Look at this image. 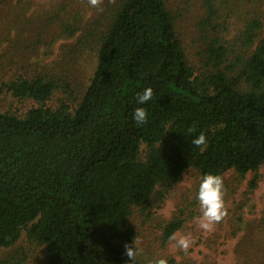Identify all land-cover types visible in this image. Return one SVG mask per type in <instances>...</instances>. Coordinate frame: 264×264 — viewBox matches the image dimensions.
<instances>
[{
  "label": "trees",
  "instance_id": "16d2710c",
  "mask_svg": "<svg viewBox=\"0 0 264 264\" xmlns=\"http://www.w3.org/2000/svg\"><path fill=\"white\" fill-rule=\"evenodd\" d=\"M200 5L199 67L164 0H121L79 95L69 78L45 68L0 81V95L38 104L23 117L0 113V251L26 236L32 247L44 248L41 264H132L125 244L136 234L128 223L154 194L165 199L188 170L201 178L258 172L264 164V0ZM235 17L242 27L227 40ZM26 33L19 34L24 45ZM66 34L75 31L66 25L58 39ZM74 52L81 50L65 53L63 65L73 62ZM23 61L12 63L24 69ZM148 87L153 99L140 105L137 95ZM60 89L71 102L48 107ZM138 107L149 113L141 126L133 118ZM201 132L203 150L192 144ZM257 182L256 175L251 188ZM183 214L163 226L164 241L182 228ZM26 261L18 248L0 264Z\"/></svg>",
  "mask_w": 264,
  "mask_h": 264
},
{
  "label": "rangeland",
  "instance_id": "374dc122",
  "mask_svg": "<svg viewBox=\"0 0 264 264\" xmlns=\"http://www.w3.org/2000/svg\"><path fill=\"white\" fill-rule=\"evenodd\" d=\"M120 1L110 4L104 0V10L98 12L88 0H0V81L45 68L44 71L52 77L69 78L73 90L79 95L91 75L100 37L107 31L110 15ZM164 1L175 18L176 28L191 60L201 66L198 54L202 49L197 30L202 13L201 0ZM66 25L75 31V35L69 37L66 34L58 39ZM241 27L239 18L229 20L224 37L234 39ZM25 30L28 33L24 45L19 34ZM74 49L81 50V53L74 52L70 57L73 62L63 65L65 53ZM21 59L33 67L27 69L25 65L26 69H22L21 65L12 63V60L19 62ZM69 99V95L60 89L54 92L47 106L56 108L62 101L70 103ZM37 106V102L31 99H17L10 93L0 95V113L23 117ZM256 175L257 187L251 188ZM222 177L228 216L211 231L200 229L195 220L201 215L197 196L202 180L196 170L185 172L165 199L158 200V195L154 194L146 210L135 208L128 228L140 241L142 253L136 259L146 264L157 258L167 259L168 264H264V164L257 173H248L243 179L235 171ZM181 211H184L185 222L176 233H191L195 240L187 253L173 247L174 242L163 239V226ZM18 248L25 250L26 264L43 262L44 248L32 247L26 236L12 248L0 251V261Z\"/></svg>",
  "mask_w": 264,
  "mask_h": 264
},
{
  "label": "clouds",
  "instance_id": "9594fccd",
  "mask_svg": "<svg viewBox=\"0 0 264 264\" xmlns=\"http://www.w3.org/2000/svg\"><path fill=\"white\" fill-rule=\"evenodd\" d=\"M110 4H115L116 0H108ZM88 4L97 9L98 12H103L104 0H88ZM154 90L148 87L142 93L137 95V101L140 105H145L153 99ZM134 120L138 126L144 125L148 122L149 113L145 107H138L134 111ZM192 144L197 148L203 150L207 144L206 135L201 132L199 136L192 140ZM226 189L224 179L220 175L206 174L202 177L199 185L197 199L200 204L201 215L196 217V223L200 229L205 232L211 231L214 226L222 222L228 216V208L225 202ZM173 247L178 248L185 253L189 251L195 243L191 233L180 235L173 233L169 237ZM133 244L135 247H133ZM126 256L135 264L136 258L141 255L140 241L135 237L132 244H125ZM150 264H168L167 259L157 258L150 262Z\"/></svg>",
  "mask_w": 264,
  "mask_h": 264
}]
</instances>
